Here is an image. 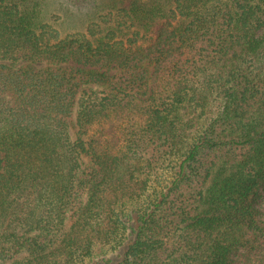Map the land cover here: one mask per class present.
I'll return each instance as SVG.
<instances>
[{"label":"trees","instance_id":"trees-1","mask_svg":"<svg viewBox=\"0 0 264 264\" xmlns=\"http://www.w3.org/2000/svg\"><path fill=\"white\" fill-rule=\"evenodd\" d=\"M112 3L0 0V264H264V0Z\"/></svg>","mask_w":264,"mask_h":264},{"label":"rangeland","instance_id":"rangeland-1","mask_svg":"<svg viewBox=\"0 0 264 264\" xmlns=\"http://www.w3.org/2000/svg\"><path fill=\"white\" fill-rule=\"evenodd\" d=\"M42 4L41 16L58 27L63 35L75 32L87 34L91 26L105 28L113 25V20L120 19L119 16L109 15L110 8H114L112 0H42ZM105 19H111L110 24Z\"/></svg>","mask_w":264,"mask_h":264}]
</instances>
